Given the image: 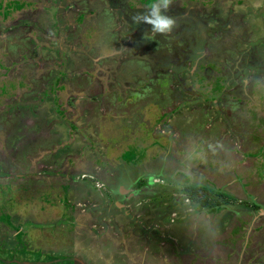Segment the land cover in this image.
Here are the masks:
<instances>
[{"label": "rangeland", "instance_id": "rangeland-1", "mask_svg": "<svg viewBox=\"0 0 264 264\" xmlns=\"http://www.w3.org/2000/svg\"><path fill=\"white\" fill-rule=\"evenodd\" d=\"M150 2L0 0V264H264V0Z\"/></svg>", "mask_w": 264, "mask_h": 264}, {"label": "clouds", "instance_id": "clouds-1", "mask_svg": "<svg viewBox=\"0 0 264 264\" xmlns=\"http://www.w3.org/2000/svg\"><path fill=\"white\" fill-rule=\"evenodd\" d=\"M161 3L163 4V10L161 9L160 3H157V0H151V2L146 6L147 13H137L133 15L131 17L132 21L139 24L141 20H143L144 23L151 26V32L153 34L158 33L161 35H167L171 33L175 27L176 21L174 17L165 13L169 11L172 0H161ZM145 38H149L147 33H145ZM187 198L189 197L187 196ZM192 203H195V200L192 199ZM155 217L159 220V215L155 214Z\"/></svg>", "mask_w": 264, "mask_h": 264}, {"label": "crops", "instance_id": "crops-1", "mask_svg": "<svg viewBox=\"0 0 264 264\" xmlns=\"http://www.w3.org/2000/svg\"><path fill=\"white\" fill-rule=\"evenodd\" d=\"M260 206H262V205H260ZM222 207V206H221ZM259 207V206H258ZM208 209V208H207ZM211 209H218V207H215V208H211ZM211 209H209V212L211 211ZM262 210V209H261ZM249 231V230H248ZM156 237V238H155ZM154 239H159V240H161V239H166V242H165V244L167 245V247L163 250V248H164V245H162V243H153V240ZM180 238L179 237H175L172 233H170L169 234V237H165V236H163V235H160V236H156V235H149L148 236V239L147 240H149V242H147L146 241V245H148L149 243L151 244V242H152V244H154V245H158L157 247H158V250H157V253L158 254H163L164 256H166V257H170V259H177V255H184V253H185V250L184 249H181L180 248V251L178 250V248H177V244H180L181 243V241L179 240ZM240 239H241V237H240ZM152 240V241H151ZM244 243H247V241H244ZM151 244V245H152ZM179 246V245H178ZM235 247H238L239 246V244H235L234 245ZM93 249L94 248H91V252L93 253ZM77 250V249H76ZM165 250H167L168 251V253H166L165 252ZM162 251H164V252H162ZM89 255V254H88ZM99 255V254H98ZM220 255V254H219ZM90 256V255H89ZM90 257H92L93 258V255H91ZM89 257V258H90Z\"/></svg>", "mask_w": 264, "mask_h": 264}, {"label": "trees", "instance_id": "trees-1", "mask_svg": "<svg viewBox=\"0 0 264 264\" xmlns=\"http://www.w3.org/2000/svg\"><path fill=\"white\" fill-rule=\"evenodd\" d=\"M141 181H143V180H140L139 183H140V185H143ZM147 181H148V179H147ZM202 187L203 186H191L190 185L186 189V192L192 197L193 200H195V204L202 205L204 207H207V208L211 209V208H214V207H216L218 205H221L222 203H224L227 200V197H225L223 195V194H227L225 192H223L221 194V196H223L222 199L216 198L214 196L211 197V196H208V195L199 196V194H198L199 188H201L202 191H204V190L210 191L209 188H207L205 186L203 188ZM215 194L219 195L218 192H216ZM222 200H224V201H222Z\"/></svg>", "mask_w": 264, "mask_h": 264}, {"label": "flooded vegetation", "instance_id": "flooded-vegetation-1", "mask_svg": "<svg viewBox=\"0 0 264 264\" xmlns=\"http://www.w3.org/2000/svg\"><path fill=\"white\" fill-rule=\"evenodd\" d=\"M122 18L124 19V21H125L126 23H129V22H128L129 20H128L125 16H123ZM260 119H261V120H260ZM259 120L261 121V125L264 126V115H263V114H262V117L259 118Z\"/></svg>", "mask_w": 264, "mask_h": 264}, {"label": "bare ground", "instance_id": "bare-ground-1", "mask_svg": "<svg viewBox=\"0 0 264 264\" xmlns=\"http://www.w3.org/2000/svg\"><path fill=\"white\" fill-rule=\"evenodd\" d=\"M117 149V148H116ZM254 185V184H253Z\"/></svg>", "mask_w": 264, "mask_h": 264}]
</instances>
